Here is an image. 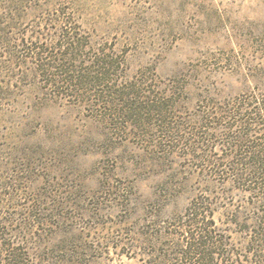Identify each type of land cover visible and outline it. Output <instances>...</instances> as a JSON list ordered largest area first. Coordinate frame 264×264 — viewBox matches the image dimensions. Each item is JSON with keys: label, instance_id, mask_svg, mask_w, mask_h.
Segmentation results:
<instances>
[{"label": "rangeland", "instance_id": "374dc122", "mask_svg": "<svg viewBox=\"0 0 264 264\" xmlns=\"http://www.w3.org/2000/svg\"><path fill=\"white\" fill-rule=\"evenodd\" d=\"M56 12L145 84L129 125L99 115L91 93L47 85L26 57L22 39L50 42ZM262 94L264 0H0V207L15 222L36 214L41 264H177L182 216L200 197L245 252L255 209L212 167L230 158L216 113Z\"/></svg>", "mask_w": 264, "mask_h": 264}, {"label": "trees", "instance_id": "16d2710c", "mask_svg": "<svg viewBox=\"0 0 264 264\" xmlns=\"http://www.w3.org/2000/svg\"><path fill=\"white\" fill-rule=\"evenodd\" d=\"M69 13L56 12L51 22L55 25V36L47 44L41 43L39 36L36 38L39 45L33 36L22 39V47L29 51L26 57L48 76L47 85L59 84L61 88L91 93L88 101L99 115L107 121H121L122 127L129 125L136 117L128 116L130 111L138 105L141 109L140 104L150 98L147 96L150 92L144 83L124 80L119 75L122 62L108 48L86 42ZM216 115L223 116L219 122L221 130L229 133L226 147L230 158L212 167L219 176L226 175L230 182L242 184L250 193L255 212L253 222H248L252 226L245 228V238L252 246L245 252L231 249L218 230L212 211L205 206L208 199L200 197L182 216L183 233L177 234L175 251L177 264H264V94L235 98ZM217 129L220 128L213 127L212 133ZM33 215L36 214L20 213L22 219L15 222L0 207V264H41L36 246L28 238L34 234L35 226L29 221ZM158 259L152 264H170Z\"/></svg>", "mask_w": 264, "mask_h": 264}]
</instances>
